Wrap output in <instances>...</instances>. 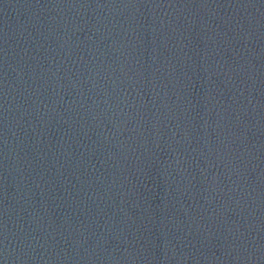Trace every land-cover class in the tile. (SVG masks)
I'll use <instances>...</instances> for the list:
<instances>
[{"label": "water", "instance_id": "95a60500", "mask_svg": "<svg viewBox=\"0 0 264 264\" xmlns=\"http://www.w3.org/2000/svg\"><path fill=\"white\" fill-rule=\"evenodd\" d=\"M0 264H264V0H0Z\"/></svg>", "mask_w": 264, "mask_h": 264}]
</instances>
